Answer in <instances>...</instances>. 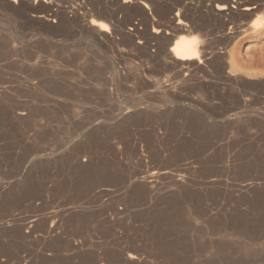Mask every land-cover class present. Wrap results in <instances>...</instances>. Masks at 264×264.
I'll list each match as a JSON object with an SVG mask.
<instances>
[{
  "label": "rangeland",
  "instance_id": "rangeland-1",
  "mask_svg": "<svg viewBox=\"0 0 264 264\" xmlns=\"http://www.w3.org/2000/svg\"><path fill=\"white\" fill-rule=\"evenodd\" d=\"M140 1L40 2L143 32ZM155 2L176 13L198 0ZM3 7L0 264H128L129 254L140 258L133 264H264V28L249 29L257 15L230 16L225 27L200 21V34H184L205 40L207 53H231L241 84L225 79L217 57L180 83L116 33L99 43L74 18L56 27ZM166 79L178 82L175 94L154 93ZM45 218L61 221L51 237L39 227ZM21 223L33 237L18 238Z\"/></svg>",
  "mask_w": 264,
  "mask_h": 264
},
{
  "label": "bare ground",
  "instance_id": "bare-ground-1",
  "mask_svg": "<svg viewBox=\"0 0 264 264\" xmlns=\"http://www.w3.org/2000/svg\"><path fill=\"white\" fill-rule=\"evenodd\" d=\"M40 1H43V0H1L2 5L5 8H7V11L11 10V12H14L16 15L17 14H19V16L21 15L20 17H22L23 15L26 16V13H32L33 16L31 17L34 18L35 20L42 21L44 23H47L48 25H51L52 23L53 24L58 23L56 27H63L66 24H69L71 18H74L76 24L79 25V27L87 30L88 34L92 36V40L95 39L99 43L101 42L103 43L104 41L111 40L113 37H115L114 34L116 33V35H118L121 39L123 40L127 39L131 45L135 46L134 48H136V50L143 51V53H145L148 59H150L152 62H154L156 65H158L162 69L172 70V71L176 70L177 79H179L180 83L181 81H186L187 77L192 76L193 72L194 73L199 72V71L202 72L203 71L202 67L204 66V64L209 63L215 57L220 59L219 60L220 68L223 71L222 73H225L226 75L225 79L227 81L240 82L242 80L241 75L242 73H244L243 69L240 70L237 68V65H239L240 63L236 64L235 58L231 53H227V54L216 53L214 51L207 53L203 45L205 40L204 42H201V40H199L200 38L197 37L198 35L197 36L195 35L192 37L184 36V34L190 35L194 32H198L201 29H204L202 28L203 25H201L200 21L202 22H205L207 20L211 22L213 21L214 23L216 22L218 25H221V27H225L228 25L226 19L230 16L236 15V16H239V18L243 16L242 19H244V18H251L257 15V17L255 16L257 19H255V21H253L250 24L249 29L255 33V32L262 31V28H264V17L260 15L261 11L262 10L264 11V0H198V2H196L197 3L196 6H190L188 4L187 5L181 4L180 9H178L176 13H174V10H172L171 8L164 12L158 11L157 10L158 8L156 9L155 0H145L142 2L140 1L139 12L143 19L142 22L144 25L143 24L142 25L144 27V31L143 32L140 31L137 27V24H132L131 22H129L130 24L127 30L124 29L125 27L123 25L122 26L124 28L120 26L118 22H115V23L111 22L109 26L111 27L113 34L109 31L110 30L109 26L106 23L98 22L96 20L95 21L91 20L89 24L88 23L86 24V22H82L80 20L78 12H74V11L73 13L71 12L73 16L69 19L64 14V12L62 11L60 7H54L52 6V3L50 4L47 2H40ZM1 2H0V5H1ZM131 3H132V0H124V4L126 5H130ZM258 13L260 17L258 16ZM109 14H111V12H109ZM134 16H135V13H134ZM154 17L157 20L154 19ZM242 28H245V27H241V29ZM249 29H246V30H249ZM249 31H246V32H249ZM135 40L136 42H134ZM239 66H241V64ZM244 67H241V68H244ZM255 72L257 73V71ZM247 75H253L255 77L256 75L259 76V74H254V72L253 74H247ZM193 82L195 81L193 80ZM198 82L200 85L202 84V82L200 81ZM156 83L154 86L155 87L154 93H155V90L159 91L161 89V91L164 94H167L169 96H171L172 94L173 95L175 94V90L177 89V86H178V82L176 83L175 81L174 83H172L170 80L168 81L167 79L166 81L158 82L157 84ZM262 85L264 86V84ZM206 86L207 84L205 85V87ZM2 94L3 92L0 91V97L2 96ZM12 114H15V113H12ZM24 115H25L24 112H20L16 115L15 118L16 120L18 119L20 120V119H23ZM158 175L157 174L154 175L153 173V175L148 177L145 180L146 185L150 186V184L157 182V179L159 178ZM150 187L152 188V185ZM12 219L13 218H11L10 221H15ZM47 220L48 218L47 219L45 218V220L40 224L39 227L41 228L43 233L46 235V237H51L56 232V230L59 229V226H61L60 225L61 221L58 220V221H51L50 223H47ZM22 224L23 223H21L20 226L17 225L19 229V234L22 236L18 238L23 239V237H28V238H30L31 236L33 237L32 234L34 233L35 227L30 226V225L28 226L27 224H24V225ZM128 261H129L128 264H131V262L133 264V262H136V263L139 262L140 258L137 255L129 254L127 255V262Z\"/></svg>",
  "mask_w": 264,
  "mask_h": 264
}]
</instances>
